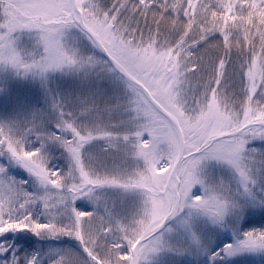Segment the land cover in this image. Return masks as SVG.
Here are the masks:
<instances>
[{"label": "snow or ice", "instance_id": "snow-or-ice-1", "mask_svg": "<svg viewBox=\"0 0 264 264\" xmlns=\"http://www.w3.org/2000/svg\"><path fill=\"white\" fill-rule=\"evenodd\" d=\"M256 215L264 0H0V264H229Z\"/></svg>", "mask_w": 264, "mask_h": 264}, {"label": "rangeland", "instance_id": "rangeland-1", "mask_svg": "<svg viewBox=\"0 0 264 264\" xmlns=\"http://www.w3.org/2000/svg\"><path fill=\"white\" fill-rule=\"evenodd\" d=\"M14 175L20 176L21 178H27V173L22 169H13ZM264 225V215H256L252 217L249 221V226L259 227ZM20 235V234H16ZM15 236H9V239H14ZM227 240L231 239V234H226L225 237ZM184 264H189L187 260L184 261ZM229 264H264V256L261 255H252V256H241L237 257L232 261H229Z\"/></svg>", "mask_w": 264, "mask_h": 264}]
</instances>
